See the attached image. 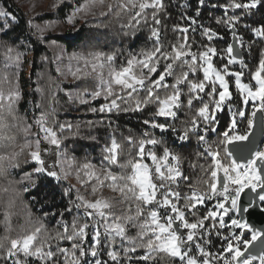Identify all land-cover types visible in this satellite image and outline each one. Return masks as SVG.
<instances>
[{
	"label": "snow or ice",
	"instance_id": "obj_1",
	"mask_svg": "<svg viewBox=\"0 0 264 264\" xmlns=\"http://www.w3.org/2000/svg\"><path fill=\"white\" fill-rule=\"evenodd\" d=\"M173 4L184 23L169 30ZM53 7L67 10L69 40L79 39L77 21L99 8L100 16L127 17L122 27L130 41L146 28L145 43L126 52L69 53L56 40H45L51 25L29 20L26 33L11 0H0V111L26 138L34 137L18 143L4 135L8 125L0 119V142L7 141L0 177L32 163L23 192L47 206L45 218L55 225L49 230L38 220V226L10 235L16 203L10 198L0 264H252L257 256H244L245 232L253 240L264 233L238 217L264 213V195L241 205L246 188L264 189L257 167V160L264 165V151L241 164L227 146L249 135L235 131L237 117H246L234 94L245 106L254 103L249 129L257 112L264 113V0H56ZM226 35L230 42L218 48L215 42ZM37 43L56 51L40 56L48 71L37 75L32 89L30 102L39 114L30 124L16 114L28 95L19 70L29 55L34 62ZM65 105L96 119L61 123L57 115ZM221 114H230L225 125ZM123 117L136 119L139 136L120 132ZM78 140L100 146L98 162L69 154ZM125 144L135 148L127 157ZM45 155L54 162L46 163ZM72 176L77 183L65 187ZM105 190L112 196L105 198ZM0 191L21 194L11 182ZM258 258L264 264V252Z\"/></svg>",
	"mask_w": 264,
	"mask_h": 264
},
{
	"label": "trees",
	"instance_id": "obj_2",
	"mask_svg": "<svg viewBox=\"0 0 264 264\" xmlns=\"http://www.w3.org/2000/svg\"><path fill=\"white\" fill-rule=\"evenodd\" d=\"M11 3L14 5V11L16 14L22 18V21L25 24V32L27 33V23L29 19L25 14H23L22 10L19 9L16 5L15 0H11ZM67 10H65L66 12ZM169 11L171 12V20L168 23L169 30L171 29V26L173 23L183 24L184 21L181 20V11L177 9L174 4L172 7H170ZM65 12H59L58 10L55 13H49L47 15H44L37 19V21L44 22L46 25H51V28L54 26V22H57L61 19L65 18ZM219 15V13H218ZM128 22L127 17H114V16H100L96 18H88V20L84 23V26L79 30V39L78 40H69L66 37H63L61 35H54L52 31L46 33L45 40L53 39L56 40L59 44H62L68 52H88V51H124L126 52L128 49L132 50H139L142 46H144L145 43V37L147 33V29H142L139 33H137L136 38L129 40V37H126L124 35V32L127 31V29L123 28L122 25ZM101 25L100 27H96V25ZM213 26L218 27L215 25V22L213 21ZM219 31L221 33H224L223 28H219ZM74 35V33H73ZM169 38H171L172 33L169 31L168 33ZM31 39L33 41H36V37L32 36ZM231 37L226 35V39L222 41H216V45L218 48H223L226 46L227 42H230ZM23 43V42H22ZM56 49L51 47L48 43L39 44L37 43L35 49H34V56L35 60L33 62V56L29 55L27 57V62L21 67L19 70L20 77H21V85L25 91V93H28L24 101H21V103L17 106L16 114L23 116L27 119V121L31 123V116L33 117V114L38 115L39 113L36 111V109L33 108L32 103L30 102L33 98L32 89L36 86L37 82V75L48 71L46 68H42L40 65V56L47 54L49 57L53 56L55 54ZM32 57L31 60H29V57ZM28 65L32 66V71L30 73V76H26L27 67ZM52 69H54L55 65L51 66ZM53 75H55L53 71ZM254 83V82H253ZM5 90L7 89V85L3 86ZM31 90L29 93L28 91ZM40 97L36 96L37 102L39 101ZM63 103V100L61 101ZM101 101H97L96 103H100ZM237 104V107H239L241 110L245 111V117L251 118V110L250 106L243 107L242 102L239 100V98L234 94V101ZM223 116V119L221 121L222 125H225L226 122L230 119V114H221ZM246 118H240L237 117L238 124L236 127V133L237 134H244V133H250L251 129L247 127V119ZM0 119H3V121L8 125L6 129H4V135L7 136H14L16 138V141L18 143L25 142V139H33L34 137H25L23 134L22 129H20L18 126H15V122L12 120L11 116L7 112L0 111ZM57 119L63 123L65 121L76 124V123H83L84 119H96L95 116H91L90 114L85 113L84 108H80L79 111L72 110L68 108L67 105L64 106V110H60L57 115ZM120 125V132H122L124 135H127L130 131L133 135L139 136L142 129L140 128V125L137 123L135 118L129 119L128 117H123L118 121ZM34 130V128L32 129ZM119 135V133H118ZM212 141H216L217 137L215 134L211 136ZM7 143V141L0 142V152L4 151L3 144ZM77 147L74 149V151L70 152V155H74L78 158V160L82 161L86 156L93 160V162H98L100 159V146L89 144L87 141L78 140L76 141ZM43 146V145H42ZM195 147V145H194ZM11 150V149H8ZM18 150V149H17ZM259 151H264V142L261 146ZM135 152V148H133L131 145L125 144V157L128 156V153ZM221 157H224V153L221 152ZM46 163L52 164L54 162V157L50 155H45ZM222 162L227 163L228 161L226 159H222ZM201 163H204V161H201ZM32 163L28 164H21L20 168H13L8 170V175L6 177H0V189L4 187H9L11 182V187L16 189V191L20 192V196H15V193L13 192H3L0 191V240H2L6 235L9 233H6L5 231V225L3 223V213L6 209L7 203L10 198H14L16 203L14 207L11 209V228L12 232L10 235L15 236L18 232H20L21 228L24 229H32L38 224L36 223L38 220L43 222L45 226L51 230L55 227L54 223H52L49 219L45 218V212L46 207H42L40 203H37L35 200L32 199V195L28 192H23V188L26 186L27 181H23V177L27 172H30L32 170ZM185 167L187 168V162L185 163ZM199 169L192 171V175L196 176L199 175ZM72 178L75 179L74 176ZM37 183H40V181H37ZM65 187L70 186L71 184L66 181L62 182ZM106 194V195H105ZM105 198L111 197L112 193L107 194L104 191ZM66 203V201H65ZM25 205H27V208H25ZM31 211V218L29 220L27 216V211ZM71 219V217H69ZM163 264V262H161Z\"/></svg>",
	"mask_w": 264,
	"mask_h": 264
},
{
	"label": "water",
	"instance_id": "obj_3",
	"mask_svg": "<svg viewBox=\"0 0 264 264\" xmlns=\"http://www.w3.org/2000/svg\"><path fill=\"white\" fill-rule=\"evenodd\" d=\"M264 142V113L257 112L254 118L253 126L248 135L247 140L239 141L234 144H229L227 147L233 153V159L238 163L246 164L249 159H252L254 154L258 152ZM257 167L259 175L264 178V165H261L257 160ZM222 176V175H221ZM259 195H264V189L257 188V192L253 193L251 189L246 188L241 195L242 207H247L250 203L249 197H252L253 201L259 202ZM240 219L247 221L249 226L261 233H264V213H242ZM251 232L246 231L248 235ZM264 252V235L260 238L253 240L248 247V250L244 252V256L255 255L259 259V255Z\"/></svg>",
	"mask_w": 264,
	"mask_h": 264
},
{
	"label": "rangeland",
	"instance_id": "obj_4",
	"mask_svg": "<svg viewBox=\"0 0 264 264\" xmlns=\"http://www.w3.org/2000/svg\"><path fill=\"white\" fill-rule=\"evenodd\" d=\"M15 2H16L17 7L23 11L22 13L25 14L27 16V18L32 21V23L37 24V25H41V26H44L46 24L44 22L37 21V19H39L40 17H42L44 15H47L49 13H55L57 11V9L53 7V5L56 3V0H15ZM95 11H96V15H88L85 20H78L76 23V28H78L80 30L84 26V23L88 20V18L100 17L99 8L95 9ZM71 28H72V26L68 25L66 23V19L64 18V19H61L57 22H54V26L51 28L50 31H52L54 35H61L63 37H66L69 35ZM50 31H48V32H50ZM48 32H46V33H48ZM46 33H45V35H46ZM69 53H71V52H69ZM28 59L31 60L32 57L30 56ZM64 64L65 65L68 64V61L66 58L64 60ZM65 70H67V67H65ZM31 71H32V66L28 65L27 72H26L27 77L30 76ZM28 92L30 93L31 90H29ZM247 106H250V110L252 111V109L254 107V103L252 101H249V104ZM247 106L243 105V107H247ZM30 118H31L30 119L31 123L33 124L34 123L33 117L31 116ZM33 128H34V130H32L33 133L38 131L37 128H35V127H33ZM220 175H223V174L221 173ZM67 182L70 183L71 185L77 183L76 180L72 177H70L67 180ZM105 193L110 194L111 192L108 190H105ZM237 231H240V230H237ZM246 236H247V240L250 244L253 241L252 233H250ZM241 250L243 251V247L241 248ZM252 264H260L259 259L254 260L252 262Z\"/></svg>",
	"mask_w": 264,
	"mask_h": 264
}]
</instances>
